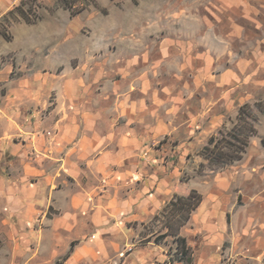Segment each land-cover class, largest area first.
<instances>
[{
    "label": "crops",
    "instance_id": "1",
    "mask_svg": "<svg viewBox=\"0 0 264 264\" xmlns=\"http://www.w3.org/2000/svg\"><path fill=\"white\" fill-rule=\"evenodd\" d=\"M21 1L0 0V19ZM44 25L21 23L22 34L5 53L15 54L22 75L9 80V65L0 71L7 88L0 94V198L6 224L25 231L44 225L55 238L67 233L83 241L95 232L86 241L92 249L110 254L132 249L123 264H183L171 262L174 253L166 250L176 245L172 236L156 242L168 229L165 218H155L175 195L194 190L203 201L180 230L193 264H221L223 254L230 261L264 258V237L246 240L250 221L239 225L242 211L253 209L251 201L264 210L261 194L238 207V197H246L240 183L249 182L252 173L238 179L224 172L227 168L209 175L204 169L181 184L183 170L173 159L164 163L155 153L143 156L173 131L174 105L153 90L151 79L139 71L141 63L109 64L97 58V45L61 43L69 28ZM5 42L0 37V44ZM200 115L205 110L187 121V131L200 126ZM204 176H213L210 184ZM50 210L55 211L51 217ZM76 242L67 254L71 263L82 253L76 245L71 251Z\"/></svg>",
    "mask_w": 264,
    "mask_h": 264
},
{
    "label": "rangeland",
    "instance_id": "2",
    "mask_svg": "<svg viewBox=\"0 0 264 264\" xmlns=\"http://www.w3.org/2000/svg\"><path fill=\"white\" fill-rule=\"evenodd\" d=\"M35 9L39 19L28 25L39 27L46 23L44 28L48 30L53 22L54 26L67 27L70 35L61 43L72 39L78 48L97 45L95 54L99 60L140 62L139 71L151 79L153 90L172 100L173 131L151 144L143 156L148 158L150 153H155L157 159H165L164 163L173 159V166L183 170L181 184L187 183L197 171L201 172L200 156L209 137L223 123L231 129L243 105L264 101V0H77L75 9L80 13L74 18H70L62 0H38ZM10 22L7 25L3 17L0 19V29L11 37L7 41L0 33L6 41L0 44V71L9 65L12 71L8 79L15 80L22 71L15 54L5 53L12 47L15 35L22 34L20 25L24 21L14 22L11 18ZM4 85L5 81L0 80V94L7 92ZM199 109L205 110V115L199 118L200 126L187 131V121ZM263 138L264 114L259 115L257 135L250 139L243 160L224 171L238 179L252 173L249 182L241 180L246 197H238V207L245 206L248 196L264 195ZM209 172L206 168L203 174ZM212 179L213 176L202 177L209 184ZM251 204V211H242L239 225L243 227L250 221L253 234L243 237L256 242L258 237H264V210L253 201ZM5 211L0 198V264L124 262L125 256H120L124 251L110 254L106 249H92L91 242L86 243L94 238L95 232L83 241L72 240L67 233L55 238L44 225L26 231L13 229L5 222ZM54 212L50 210L48 216ZM73 241H77L75 249L82 253L71 263L67 254H71ZM228 247L226 243L224 248ZM174 248L176 245L172 243L166 250L175 253ZM256 256L230 261L223 254L221 264H264V258L258 260Z\"/></svg>",
    "mask_w": 264,
    "mask_h": 264
},
{
    "label": "trees",
    "instance_id": "3",
    "mask_svg": "<svg viewBox=\"0 0 264 264\" xmlns=\"http://www.w3.org/2000/svg\"><path fill=\"white\" fill-rule=\"evenodd\" d=\"M65 7L70 11L71 18L76 17L80 11L75 9L77 0H62ZM29 5L26 9L25 6ZM35 6L38 7V0H22L20 5L8 12L3 17L7 25H10V19L14 22L19 19L27 24H35L39 19L34 14ZM33 16V17H32ZM19 18V19H18ZM3 37L10 41L11 37L6 35L1 29ZM257 109L259 114L255 111ZM264 114V101L254 105L245 104L239 109L236 122L231 129L223 126L208 141L202 149L201 156L205 163L200 165L201 172L208 169L211 172H218L226 167L241 161L249 147L250 139L257 135V123L259 115ZM264 147V138L262 139ZM203 197L197 191H190L185 196L175 195L163 209L162 213L155 219L165 218V225L168 233L156 238V242L161 241L167 235L174 238L176 243V252L171 258V262L177 261L183 264H193V252L188 246L186 239L180 235V230L191 218V215L201 205ZM76 243L71 246L74 250Z\"/></svg>",
    "mask_w": 264,
    "mask_h": 264
},
{
    "label": "built area",
    "instance_id": "4",
    "mask_svg": "<svg viewBox=\"0 0 264 264\" xmlns=\"http://www.w3.org/2000/svg\"><path fill=\"white\" fill-rule=\"evenodd\" d=\"M132 249H128L127 251H124L123 253H121V257H124L127 253L131 252Z\"/></svg>",
    "mask_w": 264,
    "mask_h": 264
}]
</instances>
